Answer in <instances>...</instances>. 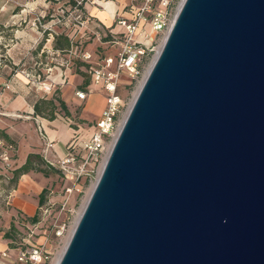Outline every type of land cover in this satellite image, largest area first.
I'll use <instances>...</instances> for the list:
<instances>
[{
  "label": "water",
  "instance_id": "1",
  "mask_svg": "<svg viewBox=\"0 0 264 264\" xmlns=\"http://www.w3.org/2000/svg\"><path fill=\"white\" fill-rule=\"evenodd\" d=\"M57 264H264V0H183Z\"/></svg>",
  "mask_w": 264,
  "mask_h": 264
},
{
  "label": "rangeland",
  "instance_id": "2",
  "mask_svg": "<svg viewBox=\"0 0 264 264\" xmlns=\"http://www.w3.org/2000/svg\"><path fill=\"white\" fill-rule=\"evenodd\" d=\"M108 2H114L118 6L122 4V0H0V90L4 88L1 84L9 81L16 90H20V84L26 82L24 73L38 75L40 82L44 83L50 75L53 76L59 73L58 71L64 74L69 70L70 73L78 76L77 82L69 83L68 80L62 82L53 88L52 95L47 96L36 85L27 84V96L33 103L42 97L45 99L52 96L61 98L60 88L70 87L73 97L76 98L74 94L76 90H82L80 88L85 87L86 82L88 85L91 84L85 73V63L80 60L79 56L91 49L98 50L100 56H105L113 54L114 49L117 48L114 45L113 49L109 50L107 48L109 45L105 44L109 31L114 29L115 23L111 26L109 21L103 25L95 17V14L102 11V6ZM163 4L165 6V3ZM120 8L118 14L116 13L117 16L121 14ZM176 11L175 5L171 15L176 14ZM117 16L114 18L115 22ZM57 36L68 38L70 41L68 50L60 51L55 48ZM22 86L26 87V85ZM121 91L125 98H131L133 90L126 89L125 85H122ZM136 92L137 90L133 94V100ZM71 107L72 112L77 107V113H79L81 104ZM97 108L98 104L95 102L94 109ZM103 108L104 106L102 110ZM98 117L81 122L78 119L73 120L71 114L70 117H65L59 111L56 114V119L78 131L80 136L78 141L92 134V126ZM7 147L0 140V264H21L16 260L17 253L31 246L42 248L49 258L48 264H54L69 241L79 214L93 189L91 184L96 175L92 174L91 183L86 181L83 184L79 194L74 192L70 195L66 203L68 210L60 211L61 202L67 198L65 188L73 186L72 180H65L57 167H54L56 172H50L47 177L41 173L29 172L33 175L26 179L25 185L21 186L22 189L18 192L20 178L14 183L9 182V178L12 177L11 172L19 168L15 167V149ZM39 154L42 156V152ZM42 189H46L44 200L37 205V220L32 222V215L28 216L22 210L20 202L13 201L14 195L17 194L18 200L23 199L24 202L33 205V200L38 197ZM76 197H82L83 201L81 203L77 200V203L71 207ZM57 219L66 221L63 233L59 237L51 229L52 223ZM11 224L14 225L16 232L12 240L5 239L3 235L11 231ZM4 252L7 254L6 258L2 257Z\"/></svg>",
  "mask_w": 264,
  "mask_h": 264
},
{
  "label": "built area",
  "instance_id": "3",
  "mask_svg": "<svg viewBox=\"0 0 264 264\" xmlns=\"http://www.w3.org/2000/svg\"><path fill=\"white\" fill-rule=\"evenodd\" d=\"M125 6L127 16L117 17L116 23L121 30L116 33L109 32V39L105 41L108 47L114 49L113 54L98 56L93 60L90 52L84 51L79 57L85 63V72L90 83L104 96V108L100 116L95 120L92 134L78 141L73 138L66 146L62 156L50 157L54 152V144L47 139L41 126L40 117L32 115H13L14 118L33 120L41 141L44 142L42 150L43 159L52 167H57L65 180H72L73 186L65 188L67 198L60 204V211H67V201L74 192L82 191L79 181L86 179L91 183L92 174L95 180L91 186H95L101 167L103 168L109 152L118 136L123 122L129 112L133 100V94L144 82L145 73L151 68L155 56L161 49L175 19V16L183 0H127ZM162 2V3H161ZM165 3V6L164 4ZM176 5V14L171 15L173 6ZM155 53V55L153 54ZM51 70V69H50ZM28 84H34L44 95H52L54 87L60 85L46 79L41 83L40 77L31 73H24ZM123 78H126V89L133 90L131 98L122 95ZM36 79V80H35ZM75 96L79 100H85L89 91L76 90ZM0 115H5L0 112ZM78 147V150L76 148ZM8 149H13L11 146ZM78 151V152H77ZM82 152V154L80 152ZM55 155V154H54ZM93 186V187H94ZM76 194V193H75ZM83 198L75 199L76 203ZM47 209H45L46 211ZM66 221L55 220L51 229L56 236H61ZM73 229V227H72ZM2 257H7L4 252ZM16 260L21 264H48L49 258L42 248L31 246L17 253Z\"/></svg>",
  "mask_w": 264,
  "mask_h": 264
},
{
  "label": "crops",
  "instance_id": "4",
  "mask_svg": "<svg viewBox=\"0 0 264 264\" xmlns=\"http://www.w3.org/2000/svg\"><path fill=\"white\" fill-rule=\"evenodd\" d=\"M125 2L127 0H122V4L120 6L116 5L114 2L105 3L102 6V11L95 14L99 22L103 25L110 21V25L112 26L115 23V27L113 30L109 31L111 33H116L121 30V27L117 25L114 21V18L117 16V12L119 7L121 14L120 16H127L125 11ZM117 13V14H116ZM110 27V26H109ZM119 28V30H116ZM111 50V47H108ZM90 52L93 56V60H96L98 56H100L98 50H86ZM55 75H50L49 80L54 81L55 83L61 84L68 80V82H77L78 76L76 74H72L69 70L65 71L64 74L61 71ZM86 73V72H85ZM88 76V75H87ZM25 78V77H24ZM89 78V77H88ZM18 81V80H16ZM26 82H22L20 90H16L15 86L8 83H2V87L0 90V112L5 115H0V130H3L12 140L16 143V149L14 150V154H16L15 158V167H20L26 161L27 155L30 153H41L44 149V142L41 141L39 134L37 132L36 124L33 120H26L23 118H14L13 115H29L33 112V102H31L28 98V82L25 78ZM90 81V80H89ZM22 85H26L22 86ZM83 91H89L90 94L86 97L85 100H79L73 97V91L70 87L60 88V96L61 99L66 103L69 112L71 114V118L73 120L78 119L81 122L88 121L93 117H98L102 112V107L104 106V96L101 92H98V89L94 87L92 84L86 85L85 87H81ZM97 102L98 108L94 109V103ZM81 104L80 112H78V108L72 112L71 106H78ZM41 126L47 136V139L54 144V152L51 154V158L55 156H62L65 152L66 146L72 141L73 138H79L78 131L73 130L70 127H67L63 122L59 119H54L52 121L45 120L40 118ZM80 140V139H78ZM55 154V155H54ZM30 173L24 174L20 177L18 181V192L19 189H22L21 186H24V182L26 179L30 178ZM41 192V191H40ZM39 192V193H40ZM14 202H20V207L22 210L26 212L28 216H33L37 214V205L38 197L33 200V205L24 202L23 199L18 200L17 194L14 195ZM17 199V200H16ZM29 205L31 207H29ZM19 208V206H18ZM3 247V245H1Z\"/></svg>",
  "mask_w": 264,
  "mask_h": 264
},
{
  "label": "trees",
  "instance_id": "5",
  "mask_svg": "<svg viewBox=\"0 0 264 264\" xmlns=\"http://www.w3.org/2000/svg\"><path fill=\"white\" fill-rule=\"evenodd\" d=\"M73 5L75 3L71 1ZM109 39V37H108ZM107 39V40H108ZM105 40V41H107ZM70 47V41L65 36H57L56 37V44L55 48L63 51L68 50ZM88 77V76H87ZM123 85L126 84L127 80L126 78H123ZM88 85V82L85 83V86ZM46 96V95H45ZM62 112L65 117H70V112L68 110V107L66 103L59 97L55 98L54 96L48 98H40L38 100H35L33 103V112L32 116H39L42 118H45L49 121H52L56 118L57 112ZM0 140L3 141L7 146H11L13 149H16V143L14 140H12L3 130H0ZM29 172H36L41 173L44 177H47L50 172H56L54 167L50 166L41 156V154L38 153H30L27 155L26 161L23 165H21L19 168L14 169L11 174L12 177L9 178V182L14 183L16 182L22 175L27 174ZM60 173V171H58ZM86 182V179H82L79 181V186H83V184ZM14 188V187H13ZM46 189H42L41 192L38 195V202L41 204L44 200ZM76 201L73 200L72 203H75ZM37 220V214L33 215L31 217V221L35 222ZM16 230L13 224H11V231H8L4 233L3 237L5 239L12 240L13 234H15Z\"/></svg>",
  "mask_w": 264,
  "mask_h": 264
},
{
  "label": "bare ground",
  "instance_id": "6",
  "mask_svg": "<svg viewBox=\"0 0 264 264\" xmlns=\"http://www.w3.org/2000/svg\"><path fill=\"white\" fill-rule=\"evenodd\" d=\"M158 54V53H157ZM157 56V55H156ZM155 56V57H156ZM150 70V69H149ZM149 70L145 73V75H144V79H145V77L147 76V74H148V72H149ZM139 89H140V87H138L137 88V92H136V95L138 94V91H139ZM103 96V95H102ZM136 97V96H135ZM133 98H134V95H133ZM133 101L134 100H132V103H133ZM131 103V104H132ZM101 170H102V167H101ZM94 186V185H93ZM93 186H92V188H93ZM89 196H90V194H89ZM89 196H88V198H89ZM88 200V199H87ZM87 200H86V202H87ZM86 202H85V204H86ZM85 204H84V206H85ZM84 206H83V208H84ZM83 208H82V210H83ZM82 212V211H81ZM81 212H80V214H81ZM80 214H79V216H80ZM79 218V217H78ZM78 220V219H77ZM74 230V229H73ZM61 256H62V254L60 255V257H58L57 258V260L54 262V264H57L58 263V261H59V259L61 258Z\"/></svg>",
  "mask_w": 264,
  "mask_h": 264
}]
</instances>
